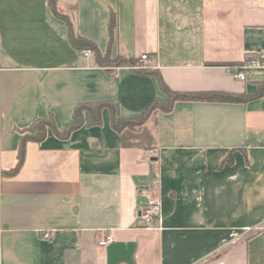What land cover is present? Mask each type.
<instances>
[{
    "label": "crops",
    "instance_id": "1",
    "mask_svg": "<svg viewBox=\"0 0 264 264\" xmlns=\"http://www.w3.org/2000/svg\"><path fill=\"white\" fill-rule=\"evenodd\" d=\"M56 7L102 55L152 64L100 65L71 45L48 0H0V264H264V94L178 100L119 131L104 107L100 124L26 140L18 171L3 174L36 118L52 114L63 130L79 103L110 101L130 118L166 102L156 73L176 92H255L264 67L240 80L228 66L264 51V0ZM152 200L161 220L145 226L139 208Z\"/></svg>",
    "mask_w": 264,
    "mask_h": 264
},
{
    "label": "trees",
    "instance_id": "2",
    "mask_svg": "<svg viewBox=\"0 0 264 264\" xmlns=\"http://www.w3.org/2000/svg\"><path fill=\"white\" fill-rule=\"evenodd\" d=\"M48 5L52 12L64 19L68 27V39L72 46L77 49L86 50L90 49L95 55L96 61L100 65H128L132 62L130 59L115 58L110 59L107 55H102L97 46L91 40L77 34L73 28L72 22L61 12L57 10L56 0H48ZM112 16V22H113ZM142 71H149L143 69ZM158 83L162 91L167 94L166 102L151 101L147 104L145 109L136 117L124 118L116 115L113 103L110 101H90L79 103L74 108L75 121L67 124L63 130H59L56 127L52 114L47 117H40L34 119L29 126L22 130L21 143L18 152V160L15 167L9 171L3 172L5 175L15 174L24 160V142L26 140L40 141L44 138L47 128H51L61 138H66L70 131L81 126L82 124H100L101 123V112L104 107H108L110 110V122L115 130H121L123 128L137 129L147 119L149 114L159 109L163 112H168L172 109L174 103L178 100L187 99H205L215 101H226V102H242L249 99L256 98L264 94V81L257 82V90L251 94H231L221 91L211 92H176L171 90L162 80L161 76L156 73Z\"/></svg>",
    "mask_w": 264,
    "mask_h": 264
},
{
    "label": "built area",
    "instance_id": "3",
    "mask_svg": "<svg viewBox=\"0 0 264 264\" xmlns=\"http://www.w3.org/2000/svg\"><path fill=\"white\" fill-rule=\"evenodd\" d=\"M85 54L92 53L90 49L84 50ZM152 64V60L147 53H143L137 60H134L129 64L132 69H148ZM249 67L263 68L264 67V51L259 52L257 55L248 58L246 61L239 65L228 66L229 71L235 78L244 80L246 78L245 70ZM139 217L142 220V224L145 226H152L155 221L161 220V204L158 200H152L143 204L139 208ZM43 237L45 239L50 238V232H44ZM113 235L110 233L104 234L98 239L100 246H106L113 242Z\"/></svg>",
    "mask_w": 264,
    "mask_h": 264
}]
</instances>
